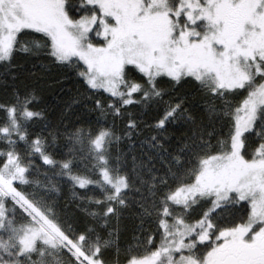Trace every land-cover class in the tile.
<instances>
[{"label": "snow or ice", "instance_id": "6c2138e0", "mask_svg": "<svg viewBox=\"0 0 264 264\" xmlns=\"http://www.w3.org/2000/svg\"><path fill=\"white\" fill-rule=\"evenodd\" d=\"M0 69V264H264V0H0Z\"/></svg>", "mask_w": 264, "mask_h": 264}, {"label": "trees", "instance_id": "16d2710c", "mask_svg": "<svg viewBox=\"0 0 264 264\" xmlns=\"http://www.w3.org/2000/svg\"><path fill=\"white\" fill-rule=\"evenodd\" d=\"M28 70H29V66L28 65H25V67L23 69H19V68L18 69H14V71L23 72L25 75H27ZM0 71H2V69H0ZM38 75H39V71H38ZM5 76H7V74H5ZM31 80H32L33 83H36L37 82L36 81V78H31ZM8 83L11 84V81H9ZM4 88H5V84L0 83V96L3 95V89ZM57 88H58V85H56L54 83L51 84L50 86L49 85H45L43 87V94L45 96V99L49 103L52 102L51 101V97H50L51 93L55 92ZM133 111H139V110H133ZM174 131L176 132L177 135L179 134V130H174ZM145 134H147V130H145ZM136 139L139 140V139H142V137H136ZM128 163H129V166H131V160L130 159H129ZM36 179L41 180L42 183H45L47 181V178L44 177V176H41V175H37L36 176ZM147 179H150V177L146 176V180ZM141 188H142V194L143 195H147V183H145L144 185H142ZM132 195L133 196H138V195H141V193H135V192H133ZM125 223H127L129 226H131L132 221L128 220V221H125ZM140 254H145V253L142 252ZM52 264H59V262L58 261L57 262H52ZM65 264H67L66 261H65Z\"/></svg>", "mask_w": 264, "mask_h": 264}]
</instances>
